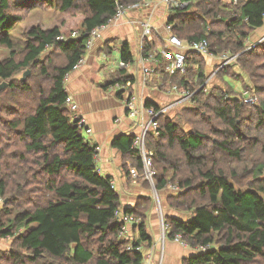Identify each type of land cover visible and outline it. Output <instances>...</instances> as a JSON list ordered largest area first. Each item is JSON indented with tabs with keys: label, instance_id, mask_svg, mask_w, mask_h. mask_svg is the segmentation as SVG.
<instances>
[{
	"label": "trees",
	"instance_id": "trees-1",
	"mask_svg": "<svg viewBox=\"0 0 264 264\" xmlns=\"http://www.w3.org/2000/svg\"><path fill=\"white\" fill-rule=\"evenodd\" d=\"M41 1L49 8L55 6V0ZM137 1L57 0L56 8L66 15L65 21L52 29L32 24L24 33L25 44L20 49L12 32L39 4L30 7L31 0L21 4L0 0V48L9 51L0 62V80L8 82L19 95L31 96L23 97L30 107L22 105L18 112L10 108L17 117L8 121V126L25 148L20 158L25 154L37 156L28 168L13 163L7 168L0 146V237L12 239L9 251L0 250V264H143V254L128 251L127 243L120 241L123 225L116 216L122 208L120 193L112 187V177L99 172L97 146L85 137L65 103L66 77L86 55L91 31L109 23L119 6L128 7ZM238 1L233 6L226 0H197L186 11L172 12L169 22L182 40L207 39L217 55L224 51L239 54L241 70L255 80L257 97L262 98L264 83L260 86L259 82H264V44L246 51L245 41L264 26V0ZM149 42L143 47L145 57ZM49 48L52 50L46 54ZM204 59L190 52L185 74L169 76L162 71L161 91H170L173 86L189 90L195 93L196 104L179 109L174 117L161 115L157 133L150 130L145 140L146 150L153 153L157 192L165 190L171 180L178 181L180 194L169 195L168 204L176 200L177 204L171 205L188 212L187 218L168 215V238L181 235L192 249L209 247L185 259L184 264H264V165L253 173L247 168L248 161L257 163L259 159L252 152L258 141H251L247 127L241 124L252 120L259 127L264 125V100L260 106L239 99L227 101L228 93L220 88L206 94ZM122 61L134 62L129 45L123 47ZM233 66L217 76L223 77ZM28 71L32 72L31 79H46L49 85L35 90L32 81H27L30 75L23 79ZM21 73L22 78L17 80ZM232 75L238 77L234 72ZM134 82L122 70L112 85ZM146 107L160 110L152 102ZM245 107H254L251 118H242ZM135 140L133 135H119L112 147L142 178L144 161ZM259 150L264 154V147L256 148ZM175 151L181 153V161L171 155ZM242 163L241 172L233 166ZM3 166L8 173H2ZM15 171L23 178L18 181L19 197L10 200L7 182ZM128 174L131 176L130 171ZM245 174H252L251 181L238 186L235 181L248 180ZM30 184L35 186L22 199V187ZM153 203L147 195L140 197L135 207L124 209L139 220L133 232L136 244L146 249L154 243L148 227Z\"/></svg>",
	"mask_w": 264,
	"mask_h": 264
},
{
	"label": "crops",
	"instance_id": "crops-1",
	"mask_svg": "<svg viewBox=\"0 0 264 264\" xmlns=\"http://www.w3.org/2000/svg\"><path fill=\"white\" fill-rule=\"evenodd\" d=\"M192 11L195 14H200L195 9ZM147 14V11L144 13L128 12L120 20L107 23L106 27L95 37L91 49L87 50L84 58L67 75L65 80L67 96H71L79 106L77 115L84 120L86 127L92 130L91 134L84 132L85 137L100 147L97 158L99 172L104 176L114 178L119 188L124 186L123 189H129L124 193L118 191L121 196L122 209L135 207L140 197L149 196V190H147L143 179V181H138L128 174V171L134 167L121 152L112 147V142L119 135L139 136L143 132L147 118L142 113L137 119L129 117L125 105L126 94L112 83L117 80L122 70H125L127 78L133 77L135 82L129 84L130 92L137 97V105L140 109L144 105L146 106L147 102L161 106L174 100V95L153 87L154 83L152 82L144 81L142 66L155 65L157 62L160 65L158 69L160 81L163 77L162 71L165 75H175L167 73L166 70L171 65V61L163 54V51L168 50L166 23L170 21L169 13L162 5L156 10L155 17L152 19L155 30L148 43L150 51L145 57L142 46L143 27L139 22L146 18ZM65 18L66 16L63 20ZM63 20L50 27H43V25L42 27L52 29L60 26ZM255 33L258 37L256 40L258 43L264 38V26L256 30ZM248 43L251 46L254 41L250 38L247 45ZM125 45H129L134 62L129 64L127 68H121L119 64L122 62V50ZM48 50L46 54L52 49L49 48ZM204 62L207 75L219 65V60L210 57H205ZM236 67V65L235 68L232 67L229 72L235 73ZM242 76L244 77L243 73ZM219 78L222 77L219 76ZM216 81H218L217 87L223 90L225 84L221 83L220 80ZM233 83L239 82L234 81ZM166 214L177 216L172 212ZM157 216L154 213L149 217L150 233L154 240L153 245H157L155 261L160 260L159 241L162 238L160 218ZM198 253L199 250L196 248L192 249L167 238L162 264H184L185 259Z\"/></svg>",
	"mask_w": 264,
	"mask_h": 264
},
{
	"label": "rangeland",
	"instance_id": "rangeland-1",
	"mask_svg": "<svg viewBox=\"0 0 264 264\" xmlns=\"http://www.w3.org/2000/svg\"><path fill=\"white\" fill-rule=\"evenodd\" d=\"M14 1L16 2V0H14ZM27 1L28 0H18L16 3H20L21 4V3H25ZM137 2H139V0ZM56 3H57V0H55V2H53V5H55V6L53 8H49L44 3V1L31 0V4H29L30 7L33 6V5H37V4H39V5L37 7L32 8V10H30L26 14L25 21L22 24H20L19 26H17L15 28V30L12 32L13 38L15 39L17 45H19L20 49H22V47H24V44H25L24 33H25V31H27L28 28H30V26L32 24H38L40 26L43 25V27H50V26H52V25H54L56 23H60L63 20V18L66 15L61 13L56 8ZM132 5H134V4H132ZM159 7H160V5H158L155 9H153L152 7L148 8L146 6H143L141 8L131 9V11H129V12L136 11V12H139V13H144V12L147 11L148 12L147 17L142 19V20H140V22H139L143 26V23L152 24V19L155 17L156 10ZM64 21L65 20H63V22ZM214 28L217 29L216 27H214ZM250 38L254 41V44L251 45L252 47L253 46L256 47L257 45H260V43L264 44V38H262L258 43L256 42L258 37H257L255 31H253L251 33V35H249L248 39L245 41L246 48L249 47V43L247 45V42L249 41ZM147 41L148 40H146V41L142 40V46L143 47L145 45V42H147ZM224 50H228V49H224ZM225 52H229V51H224L223 53H225ZM229 53H231V52H229ZM8 55H9V51L7 49L0 48V62L2 60H4L6 57H8ZM234 55L238 56V60L236 62L237 63V65H236L237 66L236 67L237 70L235 72V75H237L238 77H234L231 72H228V74L225 77H222V78H219V76L214 77L213 78L214 80H212V82L209 84L210 94L213 93L215 88H218L217 87L218 81H216V80H220L221 83L225 84V88L222 91L225 94L228 93V94H226V97H225V99L227 101L236 100V99L238 100L239 99V100L243 101V103H244V97L255 96L257 98V104L256 105H251V106H257V105L260 106L261 101L264 100V96L262 98H261V95H260L259 98L257 97V88L255 86V80H253V78L250 75H248L247 73H245V72H243L241 70V66H240L241 65V61H239V54H234ZM217 60H219V59H217ZM238 62H239V65H238ZM233 67L235 68V66H233ZM209 69H210V66H209ZM216 69H214L213 71H210V73L208 74V78L214 74ZM33 72L35 73L34 70H33ZM242 73L244 74V77L242 76ZM29 75L30 76L28 77L27 81H29V80L32 81V85H33L35 90L39 86L47 87L49 85V81L48 80L41 79V78H37V79H35V78L33 79L32 78L31 79L32 72ZM22 76H23V73L19 74L16 77V79L19 80V79L22 78ZM244 78H245V80H244ZM234 81H238L239 83H233ZM263 83H264L263 81H260L259 85L263 86ZM2 84L3 83L0 80V86ZM153 87H157L159 89V84L155 83L153 85ZM167 93L170 94L169 89H168ZM205 93H206V91H205ZM206 94H208V93H206ZM23 97H31V96H24V95L21 96V95H19L16 90H12V88L9 86L8 82H6V84H5L3 89H0V146L3 149V152L5 153V156L3 157V162L2 163L7 168H12L11 167L12 163L14 165L19 164L20 166L21 165L22 166L26 165V167L28 168L29 165H27V164H29V163L31 164L37 158V156H34L32 154H25V157L23 159L20 158L21 154L25 153V148H24L23 144L21 143V141L16 139V135H17L16 131L15 132L12 131L9 128V126H8V121H11V119L17 117V116H14V115H17V113H14L13 111H10V110L15 109V111L18 112L17 109L18 110L22 109L23 108L22 105H26L24 107H30L31 106V104H29L25 100H23ZM174 99H176V97H174ZM168 103L169 102L164 103V106L166 104H168ZM174 107H175L174 111H172L170 113V115H172V116L175 114L176 111L181 109L183 106L182 105H176ZM10 108H12V109H10ZM253 108L245 107V109L243 110L244 111V116L242 118H247V117L251 118L252 117V114H251L252 110L251 109H253ZM205 111L207 113L209 112L208 110H205ZM24 112L26 114L27 110H25ZM209 113H208V115H209ZM22 114H23V112H20V115H22ZM242 121H243V119H242ZM241 124L244 127H247V129L249 131V138L251 139V141L253 140L254 143H255V140L258 141L257 147H255L252 150V152H254L255 155L258 156L259 159L256 157L258 159L257 163H252L251 161H248V165H247V168L249 170H251L252 173H253V172H255L257 170V167H260V166L262 167L264 165V154H262V152L260 150L256 151V148H260L261 149L262 147H264V125L259 127V126H257V123H254L252 120H250L249 123H244V121H243ZM245 124H249V125L247 126ZM185 127L189 128V126H185ZM84 132L86 133V131H84ZM171 155L172 156L173 155L177 156L176 159L179 160V161H181L183 159L181 153L180 152L178 153V151L172 152ZM14 157H15V159H14ZM130 164H131V162H130ZM244 164L245 163H242L239 166L237 164H234L233 166H236L239 169V171L241 172L242 169H243ZM155 166L158 168L157 165H155ZM233 166H231V167H233ZM224 167H227V169L231 168L228 165H224ZM131 170H136V173H137L136 179L138 181L147 180L146 182H144V184L148 188L147 190H149V196L152 197V199L154 200L153 207H152V210L150 211V214L148 215V218L150 217V215L156 213L159 216V218H160L161 230H162V222L165 221V224L167 223L166 218H168L169 214H166V213H171L172 212V213H174L176 215H179V216H182V217H185L188 214V212H183V210H181L180 208L177 209V208L173 207V205H171V203H174V205H176L177 204V203H175L176 200H173V201L170 202V204H168V202L170 201L168 199L169 195L178 196L180 194L181 187L179 186V182L178 181H172L171 180L168 183V186H167V188L165 190H163L161 192H157V190H156V188L154 186V179L152 181L151 179L148 178V175H147L148 172H147L146 167L144 168V174H143L142 178H141V175H140L139 171L136 168H132V169H130V171ZM2 173H8V171L5 170L4 166H3V169H2ZM263 173H264V169H263ZM139 175H140V177H139ZM245 175L249 176L248 178H244V179H248V180H246L244 182L243 181H240V182L239 181H235V183L238 186H243L244 183H246L247 181H249L252 178L251 177L252 174H250V175L249 174H245ZM263 176H264V174H263ZM21 177L23 178V176L17 174V171H15L14 174H11L9 176V180L7 182L8 190L10 192V193L8 192L9 193L8 196H7L8 199L14 200V198H18L19 197V192H18L17 186H18V181L20 180ZM29 177H30V175L28 176V179H29ZM132 178H134V177H132ZM34 186L35 185L30 184V185H25L24 187H22V190H21L22 196H21V198L24 199L25 198L24 195L29 193V191H32L31 188L34 187ZM174 186L178 187L179 190L173 191L170 187H174ZM123 188H124V186L119 188L118 191H120V193H124V192H127L129 190V189L125 190ZM13 191H17V193L13 194ZM189 191H191V190H189ZM2 200L3 199H0V206L2 205ZM148 227H149V230H150L149 219H148ZM166 232H167L166 235H167V238H168V230H166ZM162 235H163V231H162ZM172 240H174V239H172ZM11 245H12V239H10V238H1L0 237V249H1V251H3V252L9 251L10 248H11Z\"/></svg>",
	"mask_w": 264,
	"mask_h": 264
},
{
	"label": "built area",
	"instance_id": "built-area-1",
	"mask_svg": "<svg viewBox=\"0 0 264 264\" xmlns=\"http://www.w3.org/2000/svg\"><path fill=\"white\" fill-rule=\"evenodd\" d=\"M18 0H16L17 2ZM196 0H139L134 5H130L128 7L124 6H119L117 13L115 17L109 22L113 23L115 21L120 20L127 12L131 11V9L134 8H141L143 6L146 7H152L155 9L158 5L164 6L168 13H169V18L172 16V12L174 11H186L191 8V5L195 2ZM227 2H230L233 4V6L238 5V0H226ZM106 25H103L99 28H96L91 31L88 41H87V50L91 49L94 43L95 37L99 34V32L104 29ZM143 36L142 40H150L151 37L153 36V32L155 30V27L150 24V23H143ZM173 27L174 25L171 24L170 22L166 23V30L168 32L167 36V48L168 50L163 51V54L171 61V65L167 67V73L169 74H185L187 72V56L188 53H195L196 55L203 56V57H210L213 59H219V65L214 72L212 76H210L207 81L205 82V91L206 93L210 94L209 91V84L214 80V77H217L218 73L231 65H236L238 56L234 55L229 52H225L221 55L215 54L211 49H210V44L207 39H202L200 41H193V42H188L185 40H182L179 38L177 35L173 33ZM144 43V42H143ZM254 47V46H253ZM252 46H249L246 48V51H250ZM121 68H127L129 64L125 62H121L120 64ZM159 62H157L155 65H143L142 66V74L144 77L145 82H152V83H157L160 84V79H159ZM158 77V78H157ZM116 87L121 89L125 94H126V100H125V105H126V110L129 114V117L132 119H137L140 114L142 113L146 118L147 122L144 123L143 127V132L136 137V140L134 142L135 148H137L143 157L144 161V166L147 169V175L148 178L153 181L154 176L156 175V172L152 168V163H153V153L149 152L146 150L145 147V140L148 132L150 130L153 131H158L159 128V117L161 115H169L172 111H174L176 105H182V108H192L195 104L196 101L194 99L195 93L190 92L189 90H180L177 86H173L170 89V94L174 95L176 99L173 101L169 102L164 106H160V110L157 111L154 107H146L145 105L140 109L137 105V97L130 93V86L127 84V86H122L120 84H116ZM66 105L70 108V110L74 113V118L77 120L79 125L86 131L88 134L92 133V130L88 127H86L84 120L77 115V111L79 110V106L77 103L74 101V99L71 96L66 97L65 101ZM244 103L248 105H256L257 104V98L255 96H250V97H244ZM174 107V108H173ZM178 107V106H177ZM97 154H96V161L98 158V153L100 151V147L97 146L96 148ZM131 176L136 178L137 173L136 170H131L130 171ZM153 183V182H152ZM112 187L118 191L119 186L117 185V182L115 181L114 178L111 180ZM153 185V184H152ZM173 191L179 190L178 187H170ZM116 216L119 219V222L123 225V228L120 232L119 238L120 241H124L127 243V250L128 251H134V252H139L142 253L144 256L143 264H162L163 263V257H164V246L165 242L167 239V232L168 230V225L165 224V221L162 222V231L163 235L161 240L159 241V246L161 249V254L160 255V260L155 261V253H156V247L157 245H152L150 248H145L142 245H137L136 244V237L135 233L133 232L134 226L139 223V221L135 220V218L132 215H128L125 213L124 209H119L116 212ZM163 219V218H162ZM174 241L177 243H181L184 246H188L182 241L181 235H177L174 238ZM199 252H205L209 249L208 246L205 247H199L197 248Z\"/></svg>",
	"mask_w": 264,
	"mask_h": 264
},
{
	"label": "water",
	"instance_id": "water-1",
	"mask_svg": "<svg viewBox=\"0 0 264 264\" xmlns=\"http://www.w3.org/2000/svg\"><path fill=\"white\" fill-rule=\"evenodd\" d=\"M29 74H30V71H28L27 73H25L23 79L25 80V79L27 78V76H29ZM4 86H5V84H2V85L0 86V89H3Z\"/></svg>",
	"mask_w": 264,
	"mask_h": 264
},
{
	"label": "bare ground",
	"instance_id": "bare-ground-1",
	"mask_svg": "<svg viewBox=\"0 0 264 264\" xmlns=\"http://www.w3.org/2000/svg\"><path fill=\"white\" fill-rule=\"evenodd\" d=\"M163 82V81H162ZM171 190V189H170Z\"/></svg>",
	"mask_w": 264,
	"mask_h": 264
}]
</instances>
